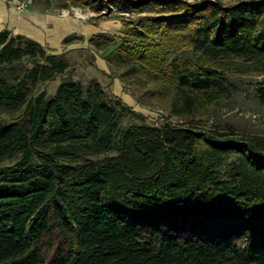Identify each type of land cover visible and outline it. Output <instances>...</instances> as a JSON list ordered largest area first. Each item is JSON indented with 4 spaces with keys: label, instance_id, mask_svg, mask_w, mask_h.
<instances>
[{
    "label": "trees",
    "instance_id": "16d2710c",
    "mask_svg": "<svg viewBox=\"0 0 264 264\" xmlns=\"http://www.w3.org/2000/svg\"><path fill=\"white\" fill-rule=\"evenodd\" d=\"M68 1L146 13L127 22L117 49L134 42L127 49L152 93L179 119L228 96L215 61L264 60V0ZM183 47L196 58L167 56ZM23 58L31 66L16 82L0 76V112H18L0 118V164L9 162L0 166V264H264V139L145 123L93 79H63L51 97L33 92L67 58L1 30L0 64ZM126 114L141 122L120 131ZM118 136L119 151L99 157Z\"/></svg>",
    "mask_w": 264,
    "mask_h": 264
},
{
    "label": "rangeland",
    "instance_id": "374dc122",
    "mask_svg": "<svg viewBox=\"0 0 264 264\" xmlns=\"http://www.w3.org/2000/svg\"><path fill=\"white\" fill-rule=\"evenodd\" d=\"M220 1L228 4L234 0ZM67 3L69 5L65 6ZM6 4L16 10L26 8L37 11L43 20L40 28L45 33L51 29L50 34H45L47 40L43 46L49 53L64 54L69 62L63 74H57L51 80L32 86L33 92L43 89L47 97H51L63 79L79 81L84 87L93 79L98 81L108 94L120 97L134 111L141 113L145 123H183L219 132L256 135L264 139V102L259 92L264 89V60L254 62L226 57L215 61L230 83L228 96L214 107L179 119L171 114L167 97L159 98L152 93L154 82L151 76L137 67L132 53L127 49L134 42L125 40L123 47L117 49L121 39L126 37L127 22L146 15L145 12H123L114 5H109L110 11H102L105 14H99L90 6L74 5L68 0H6ZM91 36L94 37L92 42L89 41ZM65 37L69 38L68 42L63 41ZM103 38L113 40L114 43L106 47L100 46L102 43L94 45V41ZM167 56L196 58V54L185 47L167 51ZM30 66L31 61L28 58L0 64V76L13 83ZM17 113L12 108H3L0 118L9 120ZM140 122L139 118L126 114L119 121L120 131L130 124ZM119 144L118 136L113 149L99 157L117 153ZM7 163L9 162L4 161L0 166ZM229 164L230 160H227L219 171L222 172Z\"/></svg>",
    "mask_w": 264,
    "mask_h": 264
},
{
    "label": "crops",
    "instance_id": "0c3cea01",
    "mask_svg": "<svg viewBox=\"0 0 264 264\" xmlns=\"http://www.w3.org/2000/svg\"><path fill=\"white\" fill-rule=\"evenodd\" d=\"M42 25L43 20L37 11L33 12L26 8L16 10L6 4V0H0V31L7 29L12 34H22L44 45L43 43L47 40L45 34L47 32L50 34L51 29L47 28L48 31L45 33L40 28Z\"/></svg>",
    "mask_w": 264,
    "mask_h": 264
}]
</instances>
